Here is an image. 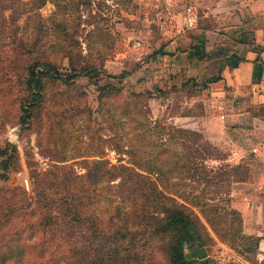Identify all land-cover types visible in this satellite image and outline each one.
<instances>
[{
	"label": "rangeland",
	"instance_id": "1",
	"mask_svg": "<svg viewBox=\"0 0 264 264\" xmlns=\"http://www.w3.org/2000/svg\"><path fill=\"white\" fill-rule=\"evenodd\" d=\"M22 1L21 5L20 0L15 1L22 7L18 32L12 34L4 26L0 29V264H66L70 258L63 254L72 246L79 250L75 251V263L84 264L86 247L100 243L91 233L97 225L84 220L68 222L70 210L58 204L59 197L70 200L77 194L82 198H77L73 213L94 219L101 229L113 230L114 235L124 229L103 252L99 246L91 249L95 261L100 256L114 264L116 257L124 264L118 253L128 246L139 250L138 256L144 259L149 255L156 264H171L160 251L161 240L151 233V227L141 225L140 217L132 221L127 216L125 222L115 215L117 206L126 209L146 199L150 200L146 210L155 211L152 205L157 188L190 209L204 225L207 255L198 257V243L186 245V253H194L192 257L186 254V264H264L258 238L244 232L241 212H233L236 181L229 174L221 179L217 173L222 165L235 163L232 157L205 142L197 126L194 130L201 134L199 139L184 137L175 129L188 127L193 118L187 115L203 112L204 91L183 87L174 92L153 84L156 63L170 61L158 50L167 49L171 40L184 37L189 27L197 25L184 20L185 14L200 13L191 9L190 0L184 5L178 0H46L42 6L38 0ZM40 20L46 42L41 57L65 56L57 72L46 76L40 72L42 87L36 90L28 82L23 62L38 54L34 49L25 50L20 39L29 41ZM54 21H59L61 28L57 29ZM54 43L60 44L53 47ZM18 45L21 50L14 47ZM154 54L161 57L157 60ZM70 58L72 64L92 70L63 81L75 73ZM108 83L116 86L102 91L100 87ZM139 92V97L132 95ZM185 141H204L206 146L195 150L185 147ZM132 147L137 149V162L128 152ZM84 159L135 164L154 182L134 174L139 181L138 195H133L137 200H126L123 195L129 191L116 184L118 179L109 182L104 176L92 188L89 178L78 180L74 172L65 176L56 168L60 164L84 175L93 167V163L85 165ZM57 173L61 191L56 184L45 188L38 181L45 174L50 181ZM44 188L47 201L55 199L45 212L59 217L58 222L42 219L40 214H46L40 211L27 212L36 201V190ZM147 193H151L150 198H145ZM88 195L91 199L83 198ZM172 202L165 200L168 205ZM24 212L26 220L21 219ZM98 216L104 217L102 224L97 222ZM129 232L133 236L125 239Z\"/></svg>",
	"mask_w": 264,
	"mask_h": 264
},
{
	"label": "crops",
	"instance_id": "2",
	"mask_svg": "<svg viewBox=\"0 0 264 264\" xmlns=\"http://www.w3.org/2000/svg\"><path fill=\"white\" fill-rule=\"evenodd\" d=\"M190 2L200 13L185 14L184 20L197 25L158 50L170 61L156 63L153 84L204 91L203 112L187 115L193 121L186 126H197L207 141L229 153L233 165L247 167L248 179L235 182L233 203L242 214L244 232L257 237L263 250L264 0Z\"/></svg>",
	"mask_w": 264,
	"mask_h": 264
},
{
	"label": "trees",
	"instance_id": "3",
	"mask_svg": "<svg viewBox=\"0 0 264 264\" xmlns=\"http://www.w3.org/2000/svg\"><path fill=\"white\" fill-rule=\"evenodd\" d=\"M15 1L16 0H0V29L1 27L4 26V30L10 29V32L12 34L18 32V29L21 28L20 23H18V18L22 10V7L19 6L18 4H15ZM38 1L40 4L39 6L46 4V0H38ZM21 4H24L22 0H20V5ZM9 11H11L10 14H8ZM53 25H56L57 29H59V27L61 28V24L59 23V21H54ZM34 27H35V32L32 35L31 39L29 41L27 40L23 41L22 40L23 38H22L20 39V43L22 44V46H24L23 48H25V50L30 51L31 49H34L35 51H37V54L39 55V56L37 55L34 59L33 57L26 58L25 59L26 62H23L24 64L23 68L24 67L28 68V74H29L28 82L32 83V87H34L36 90H40L42 87L41 80H40L41 78L39 77L40 72L44 76H46V74H48L49 72H57L61 64L60 59L65 55L41 57V54H45L42 51H40L42 49L41 47L46 43L42 39L45 26L42 20H40L36 22ZM62 28L65 29V27H62ZM59 44L60 43H54L53 47H58ZM14 47H16L17 50H21L19 45L14 46ZM69 60H70L69 64L73 65L72 72H75V73H72L67 79L63 80L65 82H69V79L71 80L73 78H76L78 77V75L82 74L83 72L88 73L92 70V69H89L88 66L79 67L77 65L72 64L71 58ZM38 67L43 68V69H41V71H38L37 70ZM96 71H97V68L94 69V72ZM115 86L116 85L114 84L108 83L104 85L103 87L101 86L100 89H102V91L108 92L109 89L111 88L114 89ZM170 91L175 92V91H178V89H170ZM132 95H135L134 97H139L141 96V92L133 93ZM31 104H34V103H31ZM175 129L178 133H180L184 137H190V138L197 137L198 139L199 137H202L198 131L192 128H188L185 126H175ZM205 142H207L206 139H205ZM184 145L187 148L192 147V149H195V150L202 149V147L206 146L204 144V141L203 143L202 141L200 143L195 142V141L193 143H188V141H185ZM118 146L120 147V144H118ZM208 150L210 149H207V151ZM128 152L130 153L131 158H134L133 160L137 162V159H138L137 149L132 147V149L130 150L128 149ZM89 160L91 159H84L82 161L85 165H88L89 163H93V167H91L87 173L88 176L87 174L79 175L78 173L74 171V168L70 169L67 167H63L64 165L59 164L56 166V168L58 169V171L59 169H62V173L65 176H70L69 173L74 172L76 179L78 180H82L85 177L89 178L88 181L92 188L98 185L100 182V179L104 176L108 177L109 182H112L118 179L119 182L116 184H118L119 187L122 185L125 190L128 189L129 191L128 195H123V199H126V200H132V199L137 200V198L133 197V195L135 196L138 195L135 192L137 191L136 187H139V181L137 178L135 179L133 178L134 174L137 175L139 178L145 177L146 180H148L151 183L154 182L152 181V179L148 178V176L140 173L138 171L139 168L135 164H125V163L116 164V163H111L110 161H104L102 159H93L92 161H89ZM223 169H224V172L222 171ZM53 172H56V171H53ZM217 173L219 175V178L223 177V179L226 174H229L232 176L231 178L233 179V181H246L248 179L247 167L242 163L237 164V165L224 164L222 165V167H220V170ZM54 175L55 176L51 175L52 178L50 181H46L47 174H45V177L38 179V181L42 182L41 184L45 188L49 186L52 187L56 184L58 187V190H60L59 185L62 183V181L60 180L58 173ZM45 188L36 190V201L31 205V207L29 206L27 212L29 213L35 210L39 213L40 211L43 214L44 213L46 214V215L40 214L42 219L44 216L45 218L52 219L51 222L52 221L58 222L59 217H56L54 214H48L47 212H45L47 206L54 204V200H55V199H50L49 201H47L49 199V196H48L47 189ZM61 189L63 190L64 187H61ZM157 190H158V194H157V197L155 198L156 200L155 202L153 201L155 205H152V206H156L155 211L148 212L146 210L150 204V200L146 199L140 205L135 204L134 206L128 207L126 209H124L121 206H117L115 209V215L117 217L116 219L120 221L124 220L125 222H128V217L132 221H135L140 217L141 225L142 226L144 225L146 227H151V233L157 236L159 240H161L162 246H160V251H163L168 262H170L171 264H186L187 263V259H186L187 253L185 251L186 245L192 247L195 245V243H198L200 247H198L197 250L201 247H205V244H204L205 238L203 235L204 225L200 222L198 216L195 215L190 209H188L185 206L176 204L174 198L168 197L167 194H165L158 188ZM152 193L156 194V192H152ZM77 195L78 197L74 195V197H71L70 200L59 197L58 204H61V206L65 205L70 210V212L67 213L68 219L66 217V220H68V222L73 224L77 221L84 220L86 222L91 221L90 225L91 224L97 225L95 229L91 230V233H92V236L94 235V237L99 239L100 245L98 244V246L102 249V252H103L107 243H109L111 239H114L116 236H119L122 232H124L123 231L124 229L120 228L117 234L114 235L113 230L108 232L104 229H101L98 226L99 223L95 224L94 219L83 217V215L82 216L78 215V213L76 212L73 213V209L76 207V203L78 202L77 198L78 199L79 197L82 198L81 195L79 194ZM150 197H151V193H147L145 195V198H150ZM83 198L91 199L90 195H88L87 197H83ZM166 198L170 200V203L173 201L172 202L173 204L172 205L166 204L165 203ZM43 206H46V207L42 208ZM157 212H162L164 215L160 216L159 213L157 214ZM233 212L240 214V211L238 212V209H234ZM26 214L27 213L24 212L22 215L23 217L21 216V219L24 218V220H26V216H25ZM64 216H66V214ZM102 220H104V217H102V219H101V216L97 217V222L100 221V223L102 224ZM111 221L115 222V218L112 217ZM241 222L243 224L242 214H241ZM124 226L125 225H123V227ZM130 232L126 233V236L124 237L125 239L133 236ZM91 241H93V238H91ZM98 246L94 247L93 244H89V246L86 247V249L84 250L82 254V255H85L83 256V259H82V262L84 264H108L109 263L105 257L100 258V256H98L99 260H96V261L93 258V255L91 254V249L92 248L96 249L98 248ZM113 250H117V248H114ZM75 251L79 252L76 246H72L69 249H67V251H65L63 256H67L66 257L67 260L70 258V261H68L66 264H76L75 262H77V257L75 256V253H76ZM118 254H120L119 258L124 261V264H126L125 262H127L128 264H132V262L138 263L139 260L142 261L140 264H156L154 259H151V258H154V256L153 257L151 256L150 258L148 255L146 256L147 258L144 259L142 256H138V254H140V251L138 250L137 252V249L133 247L126 246L123 249H121L120 253ZM147 254H150V253H147ZM132 257H135V258L132 259ZM113 260L115 261L114 264H121L117 262L116 257ZM110 264H113V263H110Z\"/></svg>",
	"mask_w": 264,
	"mask_h": 264
},
{
	"label": "water",
	"instance_id": "4",
	"mask_svg": "<svg viewBox=\"0 0 264 264\" xmlns=\"http://www.w3.org/2000/svg\"><path fill=\"white\" fill-rule=\"evenodd\" d=\"M188 257H192L193 256V253L192 252H189L188 254ZM197 255L199 258H203L207 255V252H206V248L205 247H201L197 250ZM205 264H211V263H205Z\"/></svg>",
	"mask_w": 264,
	"mask_h": 264
}]
</instances>
